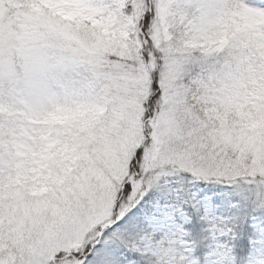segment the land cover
<instances>
[{"label":"snow or ice","instance_id":"snow-or-ice-1","mask_svg":"<svg viewBox=\"0 0 264 264\" xmlns=\"http://www.w3.org/2000/svg\"><path fill=\"white\" fill-rule=\"evenodd\" d=\"M0 264H264V0H0Z\"/></svg>","mask_w":264,"mask_h":264}]
</instances>
